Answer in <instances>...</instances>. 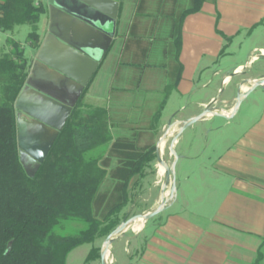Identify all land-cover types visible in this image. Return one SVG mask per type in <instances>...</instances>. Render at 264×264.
<instances>
[{
	"label": "crops",
	"instance_id": "obj_1",
	"mask_svg": "<svg viewBox=\"0 0 264 264\" xmlns=\"http://www.w3.org/2000/svg\"><path fill=\"white\" fill-rule=\"evenodd\" d=\"M38 2L46 8L40 48L48 38L49 15L45 0ZM18 27L0 34H15ZM10 38L0 35V53L10 51ZM27 46L32 64L39 48ZM263 78L264 0L120 1L116 35L84 98L107 109L114 140L142 130L141 144L159 145L164 160L170 135L161 139L167 130H177L210 104L216 115L201 119L204 150L195 135L177 159L176 165L180 158L197 164L204 158L205 172L192 173L187 189L176 177L173 199L170 187L163 193L157 156L131 188L129 217L157 209L162 197L167 203L140 227L138 219L115 237L110 264H264V86L246 94ZM198 83L207 90L196 107L182 104L178 118L164 122L171 93L194 97ZM151 176L152 188L146 186ZM116 243L123 254L111 249Z\"/></svg>",
	"mask_w": 264,
	"mask_h": 264
},
{
	"label": "trees",
	"instance_id": "obj_2",
	"mask_svg": "<svg viewBox=\"0 0 264 264\" xmlns=\"http://www.w3.org/2000/svg\"><path fill=\"white\" fill-rule=\"evenodd\" d=\"M0 12L1 30L30 24L28 42L39 48L46 12L41 2L1 0ZM8 42L10 51L0 53V264H67L71 250L104 240L129 218L124 209L130 190L146 175L157 147L141 144L142 130L114 140L107 109L84 102L90 83L35 176H29L19 156L15 102L31 60L23 43ZM98 149L102 152L93 155ZM73 223L81 226L72 228ZM101 249L93 246L85 264L100 261Z\"/></svg>",
	"mask_w": 264,
	"mask_h": 264
},
{
	"label": "water",
	"instance_id": "obj_3",
	"mask_svg": "<svg viewBox=\"0 0 264 264\" xmlns=\"http://www.w3.org/2000/svg\"><path fill=\"white\" fill-rule=\"evenodd\" d=\"M120 1L45 0L49 15L48 38L38 49L25 86L15 102L16 109L20 112L17 115L19 156L29 176L34 177L44 162L103 55L112 44L116 35ZM258 86H264V78L256 81L246 94ZM241 99L240 97L236 101L235 109ZM215 109L210 104L202 113L180 123V127L172 133L170 150L173 154L175 142L184 129L208 113L215 114ZM169 131L161 140L170 135ZM156 155L167 167L163 193L170 187V199H173L176 194L177 158L168 166L161 158L159 145ZM166 203L162 197L157 209L122 221L103 242L101 264H110L108 252L117 235L123 233L134 221H146L155 216L165 208ZM12 243L10 241L6 254L10 252Z\"/></svg>",
	"mask_w": 264,
	"mask_h": 264
},
{
	"label": "rangeland",
	"instance_id": "obj_4",
	"mask_svg": "<svg viewBox=\"0 0 264 264\" xmlns=\"http://www.w3.org/2000/svg\"><path fill=\"white\" fill-rule=\"evenodd\" d=\"M32 30L33 29H32V26L30 24H23V25H20L18 27V31L15 34L10 35V33L9 34L5 33V34H0V35H3L4 37L13 36L14 39H16L17 41H20L21 43L24 44V46L28 47L27 46L28 41H29L28 35ZM28 52H29V50L27 48L26 55H28ZM230 60L232 62L236 61L237 56H235L234 58H232ZM196 85H197V87L196 86L194 87L195 88L194 97H189V95H185V97H180L178 95V93H176L174 91L171 93V97L168 101V104L163 111V121L164 122L168 123L169 121L174 120L176 117L178 118V116H179L178 112L180 110L179 108L182 104H184L185 106H187L188 104H192V106L196 107V101L201 100L203 98V93H205L207 90L201 86V83L200 84L198 83ZM223 90H224V87H222V89L218 95H220ZM252 97H254V95L251 96V98ZM200 122H201V120L193 123L192 125L188 126L186 129H184V131L181 133V137L183 136V138H182L180 144H178V146H176V149L174 150V153H175L174 156L175 157H173V153L169 152L171 139L173 138V135L171 134V133H173L172 129L169 131L168 134H170V137L168 138V143H167V150H166V155H165L166 159H164L166 161V163L168 164V166H171V164L175 158L178 159L179 154L182 152V149L189 143V140L194 139L195 135L198 136L197 137V139L199 138L198 143L201 145L202 150H204L205 143H206V140H205L206 137L204 135V131L202 130ZM214 122H221V120L219 118H216V120H214ZM167 132H168V130H167ZM101 152H102V150L98 149L97 151H95L93 153V155L100 154ZM202 159L203 160H202L201 164L200 163L197 164L195 161H191V160L185 161L182 158H180L179 163L175 167V180H176V177H178V184L182 185V187L187 189L191 183V181H188V177L190 175H192V173L198 172V171L205 172V167L203 164L204 158H202ZM161 165H163V164H161ZM161 165L158 166V169H160ZM161 174H162V172H161ZM159 179H161V178L159 177ZM154 180H155V176L148 177L146 179V186L152 188L153 184H154ZM163 181H165V174L163 176ZM176 187H177V182H176ZM128 209L129 208L126 207L124 209V212H126ZM71 226H72V228H78L81 226V224L73 223V224H71ZM137 227H140V226H137ZM104 240L97 239L94 243H84V244L74 248L73 250H71L69 252V254L67 256V264H85V260L88 256L90 250L92 249V247L93 246L103 247ZM111 245H113V242L111 243ZM115 245L116 246H114V248H113V246L111 248V249H113L114 253L116 255L123 254L124 247H122L120 249V248H118L117 243ZM108 262H110V261L108 260ZM92 264H100V261L93 262Z\"/></svg>",
	"mask_w": 264,
	"mask_h": 264
},
{
	"label": "bare ground",
	"instance_id": "obj_5",
	"mask_svg": "<svg viewBox=\"0 0 264 264\" xmlns=\"http://www.w3.org/2000/svg\"><path fill=\"white\" fill-rule=\"evenodd\" d=\"M175 131V130H172V132ZM172 134V133H171ZM168 142V141H167ZM163 143V142H162ZM166 165H161V171H162V174H165L166 173ZM142 224V219H139V222L137 224V226H140ZM108 255H109V252H108ZM109 258V257H108ZM110 261V260H109Z\"/></svg>",
	"mask_w": 264,
	"mask_h": 264
},
{
	"label": "flooded vegetation",
	"instance_id": "obj_6",
	"mask_svg": "<svg viewBox=\"0 0 264 264\" xmlns=\"http://www.w3.org/2000/svg\"><path fill=\"white\" fill-rule=\"evenodd\" d=\"M26 117H27V119L31 120V118H30V117H28V116H26Z\"/></svg>",
	"mask_w": 264,
	"mask_h": 264
},
{
	"label": "built area",
	"instance_id": "obj_7",
	"mask_svg": "<svg viewBox=\"0 0 264 264\" xmlns=\"http://www.w3.org/2000/svg\"><path fill=\"white\" fill-rule=\"evenodd\" d=\"M0 15H1V12H0Z\"/></svg>",
	"mask_w": 264,
	"mask_h": 264
}]
</instances>
